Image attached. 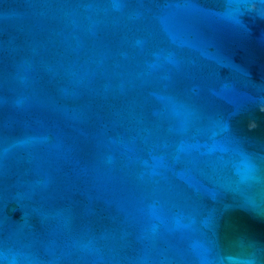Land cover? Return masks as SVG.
<instances>
[{"label": "water", "instance_id": "water-1", "mask_svg": "<svg viewBox=\"0 0 264 264\" xmlns=\"http://www.w3.org/2000/svg\"><path fill=\"white\" fill-rule=\"evenodd\" d=\"M0 264H264V0H0Z\"/></svg>", "mask_w": 264, "mask_h": 264}]
</instances>
